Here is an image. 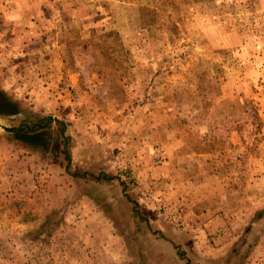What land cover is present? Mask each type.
Returning a JSON list of instances; mask_svg holds the SVG:
<instances>
[{"label": "rangeland", "instance_id": "374dc122", "mask_svg": "<svg viewBox=\"0 0 264 264\" xmlns=\"http://www.w3.org/2000/svg\"><path fill=\"white\" fill-rule=\"evenodd\" d=\"M2 97L0 264H264V0H0Z\"/></svg>", "mask_w": 264, "mask_h": 264}, {"label": "trees", "instance_id": "16d2710c", "mask_svg": "<svg viewBox=\"0 0 264 264\" xmlns=\"http://www.w3.org/2000/svg\"><path fill=\"white\" fill-rule=\"evenodd\" d=\"M18 113L20 109L16 103L6 97L0 99V116L10 117ZM54 121L56 120L51 116H43L34 121H23L17 127L10 128L9 131L21 143L47 150L50 145L49 129ZM186 264H189L188 260Z\"/></svg>", "mask_w": 264, "mask_h": 264}]
</instances>
